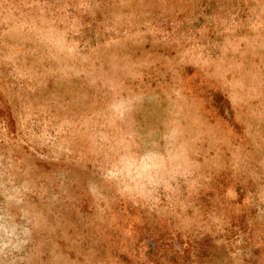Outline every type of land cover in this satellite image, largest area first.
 Wrapping results in <instances>:
<instances>
[{"label":"rangeland","instance_id":"obj_1","mask_svg":"<svg viewBox=\"0 0 264 264\" xmlns=\"http://www.w3.org/2000/svg\"><path fill=\"white\" fill-rule=\"evenodd\" d=\"M0 264H264V0H0Z\"/></svg>","mask_w":264,"mask_h":264}]
</instances>
